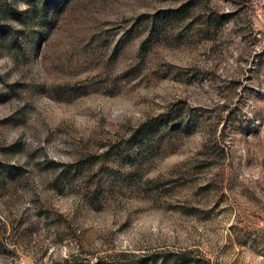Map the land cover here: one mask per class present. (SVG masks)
Listing matches in <instances>:
<instances>
[{"label": "rangeland", "instance_id": "rangeland-1", "mask_svg": "<svg viewBox=\"0 0 264 264\" xmlns=\"http://www.w3.org/2000/svg\"><path fill=\"white\" fill-rule=\"evenodd\" d=\"M0 264H264V0H0Z\"/></svg>", "mask_w": 264, "mask_h": 264}]
</instances>
